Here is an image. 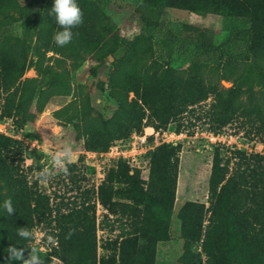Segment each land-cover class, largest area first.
<instances>
[{
  "label": "trees",
  "instance_id": "trees-1",
  "mask_svg": "<svg viewBox=\"0 0 264 264\" xmlns=\"http://www.w3.org/2000/svg\"><path fill=\"white\" fill-rule=\"evenodd\" d=\"M111 0H77L83 11V23L74 28V38L65 47L54 42V34L62 29L55 17L44 18L37 29V44L33 56L30 37H13L10 25L15 18L4 17L21 8L18 0H0V116L13 118L23 125L33 122L37 114L57 94L41 90L36 94L39 77H27L33 68L39 76L49 72L46 62L49 52L70 53L79 57V48L88 50L111 30L104 5ZM168 8L188 10L220 18L222 29L231 33L243 31L248 48L244 69L261 87L260 95L241 86L220 87L207 76L195 80L193 70L165 66L153 59L154 47L150 35L139 34L118 58L119 67L111 73L109 94L118 107L106 120L83 115L77 128V138L85 136L109 143L120 135L147 125L166 127L210 95V110L219 127L236 116H256L264 136V0H138L135 13L149 29L160 25ZM4 38V39H3ZM204 45L208 43L203 42ZM106 46L99 47L103 53ZM115 53L116 47H108ZM224 64L223 77L229 80ZM133 93L134 101H130ZM58 114V113H57ZM23 149L13 138L0 133V205L11 199L16 210L11 216L0 207V264H20L9 261L10 246L29 248V241L17 235L21 227H34V214H45L43 201L48 197L27 188L19 174ZM264 159V155L262 156ZM179 157L176 148L164 144L151 152L146 186L138 170L119 159L99 186L100 203L111 213L117 206L138 217L132 230L115 240L114 251L97 259L96 226L83 207L64 216L66 225L59 224L58 242L64 264H155L156 245L171 238L172 214L175 206ZM211 215L203 228L204 206L187 201L178 211L179 230L184 240L182 264H202V253L191 245L202 240L205 264H264V161L254 167L238 165L232 171L224 163L219 149L214 154L209 179ZM35 202L33 206L32 202ZM69 232H73L70 238ZM30 249L25 251V257Z\"/></svg>",
  "mask_w": 264,
  "mask_h": 264
},
{
  "label": "rangeland",
  "instance_id": "rangeland-1",
  "mask_svg": "<svg viewBox=\"0 0 264 264\" xmlns=\"http://www.w3.org/2000/svg\"><path fill=\"white\" fill-rule=\"evenodd\" d=\"M18 1L21 8L4 18H15L10 25L13 37L31 38L30 56H33L41 21L54 17L51 14L54 0ZM137 1L111 0L105 3V14L112 24V30L99 43L89 44L88 50L80 47L79 57L73 56L70 49L65 54L49 52L47 57H51L46 62L51 65L49 72L39 76L33 68L26 71L27 77H39L37 96L41 90L58 91L33 122L19 125L13 118L0 116V133L22 146L19 174L27 188L48 197L47 201H43L44 205L39 206L40 209L46 207L45 214H34L33 227L53 235L57 240L54 247H48L46 242L40 244L46 264H52L53 260L56 264H64L59 254V224H68L64 216L81 207L95 221L98 261L111 255L115 240L120 241L121 235L132 230L131 224L138 217L127 209L123 211L121 205L117 206L116 214L111 213L100 203L98 189L117 161L127 160L117 151L130 149L136 134L151 135L148 141L153 147L141 160L140 168H134L139 171L144 186L148 181L152 151L168 144L176 148L179 157L171 238L157 243L155 264H182L180 258L184 253V240L177 214L187 201L204 206L203 228L208 225L212 201L209 179L216 149H219L224 163L229 161L230 171L238 165L244 169L264 161V136L259 119L256 116L247 118L238 115L219 127L210 110L212 95L190 106L187 112L166 127L147 125L120 135L109 143L88 136L77 138V128L83 122V115L106 120L116 111L118 104L109 94V78L119 67L118 58L124 47L142 33L152 37L153 59L165 66L192 69L195 80L207 76L220 87L235 85L242 89L252 88L260 95L261 87L257 79L252 74L248 75L242 63L246 61L248 48L244 30L231 33L222 29L218 17L176 8H168L160 25L149 29L135 13ZM103 44L106 46L104 53L99 50ZM114 46L115 53H109L107 48ZM226 63H230L227 67L231 77L229 80L223 77ZM129 100L134 101L133 93ZM66 142H70L77 151L76 159L68 165L67 174L54 173L47 184H40L35 174L45 167L50 168L51 164L50 157L37 149L40 145H46L50 152H55ZM26 159L31 163L26 164ZM32 204L34 206L35 202ZM29 245L31 247L30 242ZM191 249L195 253H202V264H205L202 240L192 244Z\"/></svg>",
  "mask_w": 264,
  "mask_h": 264
},
{
  "label": "clouds",
  "instance_id": "clouds-1",
  "mask_svg": "<svg viewBox=\"0 0 264 264\" xmlns=\"http://www.w3.org/2000/svg\"><path fill=\"white\" fill-rule=\"evenodd\" d=\"M51 14L54 15L56 23L62 29L54 34V42L59 47H65L70 44L74 38L73 29L80 26L83 23V11L79 7L77 0H54V5L51 8ZM32 148H36L35 145H31ZM44 151L50 157L51 167H45L35 174V179L40 184H47L52 178L54 173L68 172V165L71 164L77 156V151L74 149L70 142H66L61 148L55 152H50L46 145H40L39 149ZM26 164H30V160H25ZM6 213L11 216L16 212L12 200L6 199L2 205H0ZM73 232H69L70 238ZM17 235L30 242L31 247L19 248L17 246H10L7 249L8 260L19 261L20 264H46V261L41 255L42 249L40 244L46 242L48 247H54L57 244V240L53 235L46 234L35 228L29 229L28 227H21L17 229ZM30 249L28 257H25V251ZM52 264H56L55 260Z\"/></svg>",
  "mask_w": 264,
  "mask_h": 264
},
{
  "label": "built area",
  "instance_id": "built-area-1",
  "mask_svg": "<svg viewBox=\"0 0 264 264\" xmlns=\"http://www.w3.org/2000/svg\"><path fill=\"white\" fill-rule=\"evenodd\" d=\"M154 133V129L151 128ZM152 134V133H150ZM149 136L147 133L144 134H136L134 135V140L131 142L130 149L126 151H117L118 155H122L124 158H127L125 160L131 167V173L134 172L135 167L140 168V162L141 160L147 156L148 152L153 148L150 146L149 143ZM127 151H130V154H127ZM140 159V160H139Z\"/></svg>",
  "mask_w": 264,
  "mask_h": 264
}]
</instances>
